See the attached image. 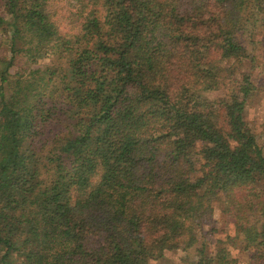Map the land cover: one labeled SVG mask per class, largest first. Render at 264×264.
<instances>
[{"label":"trees","instance_id":"obj_1","mask_svg":"<svg viewBox=\"0 0 264 264\" xmlns=\"http://www.w3.org/2000/svg\"><path fill=\"white\" fill-rule=\"evenodd\" d=\"M258 45L264 0H0V264H264Z\"/></svg>","mask_w":264,"mask_h":264},{"label":"rangeland","instance_id":"obj_2","mask_svg":"<svg viewBox=\"0 0 264 264\" xmlns=\"http://www.w3.org/2000/svg\"><path fill=\"white\" fill-rule=\"evenodd\" d=\"M64 26H61V30L64 31ZM258 37H255L257 41ZM253 48L251 47V51ZM257 57L255 63V70L253 71V79L257 85H259L258 92L249 101L246 109V119L253 131L259 136V139L264 143V48L258 45L256 50L253 51ZM45 63L49 64L50 59ZM220 92L213 93L210 98L217 99ZM212 220L209 223H205L202 227V231L209 233L216 231L213 235L204 234L207 237L208 250H212L216 246L217 240L227 241L229 243L231 238L235 237V232L232 226L228 223V217L222 212V201L215 203ZM209 231V232H208ZM203 235V233L201 234ZM228 237V238H227ZM231 237V238H229ZM235 247H229L231 256L236 260V264H257L254 260V252L252 250H244L242 244L237 240L235 241ZM230 245V244H228ZM197 247L188 250L181 251L176 250L167 252L165 256L152 264H196L198 260Z\"/></svg>","mask_w":264,"mask_h":264}]
</instances>
